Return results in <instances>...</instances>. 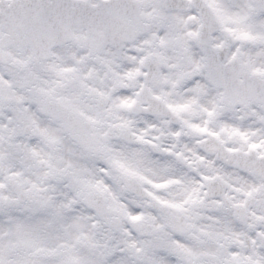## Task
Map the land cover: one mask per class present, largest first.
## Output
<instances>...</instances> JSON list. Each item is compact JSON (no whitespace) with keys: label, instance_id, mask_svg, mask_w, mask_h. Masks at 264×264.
I'll list each match as a JSON object with an SVG mask.
<instances>
[{"label":"snow or ice","instance_id":"obj_1","mask_svg":"<svg viewBox=\"0 0 264 264\" xmlns=\"http://www.w3.org/2000/svg\"><path fill=\"white\" fill-rule=\"evenodd\" d=\"M0 264H264V0H0Z\"/></svg>","mask_w":264,"mask_h":264}]
</instances>
